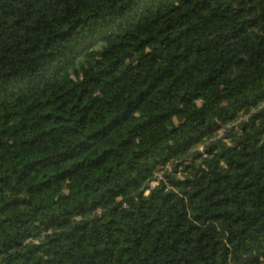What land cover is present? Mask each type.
I'll list each match as a JSON object with an SVG mask.
<instances>
[{"label": "clouds", "instance_id": "obj_1", "mask_svg": "<svg viewBox=\"0 0 264 264\" xmlns=\"http://www.w3.org/2000/svg\"><path fill=\"white\" fill-rule=\"evenodd\" d=\"M0 264H264V0H0Z\"/></svg>", "mask_w": 264, "mask_h": 264}]
</instances>
